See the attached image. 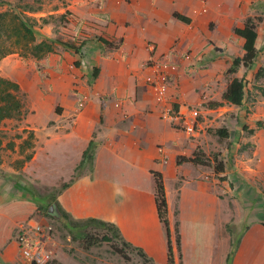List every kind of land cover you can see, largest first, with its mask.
<instances>
[{
	"label": "crops",
	"instance_id": "crops-1",
	"mask_svg": "<svg viewBox=\"0 0 264 264\" xmlns=\"http://www.w3.org/2000/svg\"><path fill=\"white\" fill-rule=\"evenodd\" d=\"M59 1L55 13L66 14L61 28L80 51L54 43L53 51L40 60L5 57L1 62L2 76L27 94L32 105L30 117L43 116L47 105L42 126L30 123L35 139H43V152L34 154L25 168L39 173V162L42 172L58 171L69 184L61 196H65L64 206L74 220L95 218L112 223L126 242L148 257L153 254L148 225L154 229L160 224L151 173H160L170 231L176 209L181 264H193L187 257L186 245H190L182 226L214 221L224 205L221 198L229 190L228 181L220 182V177L232 175L238 195L245 190L264 194V95L256 89L264 88V73L255 79L264 69V0ZM247 18H260L255 41L258 55L250 69L240 65L235 73L227 74L232 61L244 55V40L234 29L243 28ZM148 43L154 45L153 53ZM172 48L178 71L169 86V100L175 109L200 107L203 120L193 135L160 118L162 107L143 80L150 58ZM188 53L191 59L185 62L181 56ZM235 78L245 84L244 100L238 107L222 99L228 82ZM248 91L254 94L251 103L246 99ZM83 97L85 104L80 108ZM221 116H233L227 140L233 143L231 147L241 148V160L235 162L234 171L216 175L201 165L177 164L178 159L190 158L199 150L209 155L210 137L204 128ZM90 142L95 145L92 164L79 173L76 168ZM232 151L236 156V150ZM166 179L174 186L178 183V203L172 212ZM190 182L195 186L187 189ZM257 208H250L251 217L259 215L258 224L264 231V202ZM243 216L249 217L245 212ZM240 241L230 264H238L237 255L244 252L246 239ZM172 251L174 256L173 245ZM246 264H264V244Z\"/></svg>",
	"mask_w": 264,
	"mask_h": 264
},
{
	"label": "rangeland",
	"instance_id": "rangeland-1",
	"mask_svg": "<svg viewBox=\"0 0 264 264\" xmlns=\"http://www.w3.org/2000/svg\"><path fill=\"white\" fill-rule=\"evenodd\" d=\"M262 5L264 6V1ZM60 6L59 0H0V13L26 17L33 24L35 43L50 41L53 46L54 43H72L66 38V30L61 28L66 20V14L61 17L60 14L55 13ZM51 12L53 14L50 15ZM6 57L22 58L25 62L34 59L28 53H22L20 48ZM3 60H0V77L10 81L9 78L2 76ZM251 95L254 94L251 92ZM251 95L248 91L246 97L248 103L252 102ZM16 97L22 105L20 114L0 122V264H27L19 256L14 237L16 229L30 221L49 229L52 259L48 264H144L134 252H129V261H124L113 252L110 244L104 243L98 247L85 249L81 242L72 240L65 223L81 220H74L64 206L66 198L61 195L65 190L62 185L66 184L64 183L66 179L58 176V171L50 172L47 169L46 172H42V164L39 162L37 163L39 173H31L32 168L29 171L25 168L34 154L41 155L43 152V139H35L30 123L42 126V122L47 119L45 116L47 105H44V117H30L32 105L28 102L27 94L19 89ZM202 120L200 116L199 122ZM232 121L233 116L226 118L221 116L211 126L207 125L204 128L210 137V153L208 156L203 155L200 150L196 153L203 155V159L209 161V166L204 167L210 168L213 173L219 162L224 163L225 170L230 173L231 170L234 171L235 162L241 160V148L231 147L232 142L217 135L218 130H227ZM232 149L236 150V156L239 157L231 154ZM221 150L225 151L226 157L221 156ZM78 172L80 173V170ZM225 180L228 181L229 190L226 189V195L221 198L224 205L218 209L214 221L210 224L196 225L185 223L182 226L183 235L190 245H186L189 248L187 257L193 264H230L240 247L241 238H245L246 241L244 252L237 255L238 264H246L247 260L250 262L263 247L264 231L258 224L260 218L259 215L251 217L250 208L254 206L255 209H259L257 207L259 202H264V194L245 190L238 195L233 189L236 185L233 176L228 175ZM165 186L172 212L175 203H178L176 193L178 183L174 186L170 179H166ZM194 186L195 184L190 182L186 188L191 189ZM39 207L47 208V211H40ZM50 207H52L51 212H49ZM244 212L249 217H244L246 214L242 217ZM174 218L171 224V244L174 248L175 264H181V245L178 250L175 244L176 209ZM148 230L151 234L149 247L153 254L149 257L152 264H165L167 237L164 228L159 224L153 229V225L149 224ZM89 232L103 233L94 229H90Z\"/></svg>",
	"mask_w": 264,
	"mask_h": 264
},
{
	"label": "trees",
	"instance_id": "trees-1",
	"mask_svg": "<svg viewBox=\"0 0 264 264\" xmlns=\"http://www.w3.org/2000/svg\"><path fill=\"white\" fill-rule=\"evenodd\" d=\"M174 17L180 21L187 22L186 19L180 17L177 14H174ZM259 21L260 19L258 18H247L243 28L234 29V33L244 40V55L241 58H235L232 61L230 68L227 70V74L235 73L240 65L246 69H250L256 60L258 55V51L255 48V41L257 38L256 26ZM35 40L36 37L35 31L33 30V24H31L29 20L26 19V17H17L16 15L10 16L8 13H0V60L10 54L15 53L18 48H20L22 53H28L36 60L42 59L46 54L53 51V46L51 43H35ZM100 40L104 45L112 47V44L108 41L103 39ZM63 45L72 49L75 51V53L80 51V46H77L73 43H64ZM24 56L26 57L27 55ZM75 65L77 66L78 63L76 62ZM263 73L264 69H260L255 75V79H259ZM95 75L96 71H94L92 77L94 78ZM256 89L260 92V94L264 95V88L256 87ZM18 92L19 87L17 84L0 77V122L4 119H9L14 115L20 114L22 105L19 99L16 97ZM244 94V80L235 78L228 82L222 99L225 102L238 107L244 100ZM220 104L221 103H218L216 106ZM257 126L260 127L261 124L257 123ZM217 135L223 139H228L229 137L227 130L224 129L218 130ZM94 149L95 145L93 142H90L86 150L83 152L82 161L76 168L77 171L84 168L87 164H92ZM198 154L195 152L190 158L182 157L177 160V164L191 163L194 165L209 166V161L203 159V155ZM224 171V163H217L214 168V172L216 174H223ZM151 174L155 187L154 204L156 216L159 223L162 224L167 237L165 264H175L171 244V231L167 219L168 208L162 175L156 172H152ZM219 180L225 181V177H220ZM71 182H73V180H71ZM68 186L69 184H64L62 185V188L66 189ZM39 210L47 211V208L39 207ZM65 227L68 229L72 240L81 242L85 249L98 247L104 243L110 244L112 246L113 252L120 256L124 261H129V252H134L144 264H152L151 258H149L142 249L124 241L119 229L112 223L104 222L95 218H86L81 221L71 220L68 223L66 222ZM90 229L100 230L103 233L91 234L89 232ZM174 232L175 244L177 249L180 250V234L178 231V223H175Z\"/></svg>",
	"mask_w": 264,
	"mask_h": 264
},
{
	"label": "built area",
	"instance_id": "built-area-1",
	"mask_svg": "<svg viewBox=\"0 0 264 264\" xmlns=\"http://www.w3.org/2000/svg\"><path fill=\"white\" fill-rule=\"evenodd\" d=\"M150 53L155 47L152 43L147 45ZM175 50L161 54L157 58H150L145 68L147 74L144 76V84L153 93L156 102L162 107L161 119L176 123L187 135H193L200 128L199 118L201 116L200 107L175 109L169 100V86L174 75L178 71V63L175 62ZM185 62L191 59L190 54L181 56ZM85 104L83 97L78 106L82 108ZM162 151L159 150V153ZM162 163L166 162L165 157L159 159ZM49 229L30 221L25 225L19 226L15 231L14 243L20 258L27 264H47L52 259V250L49 247Z\"/></svg>",
	"mask_w": 264,
	"mask_h": 264
},
{
	"label": "water",
	"instance_id": "water-1",
	"mask_svg": "<svg viewBox=\"0 0 264 264\" xmlns=\"http://www.w3.org/2000/svg\"><path fill=\"white\" fill-rule=\"evenodd\" d=\"M51 210H52V207L49 208V212H51Z\"/></svg>",
	"mask_w": 264,
	"mask_h": 264
}]
</instances>
